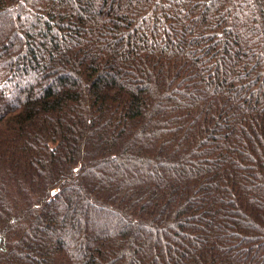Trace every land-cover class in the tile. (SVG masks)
<instances>
[{
    "label": "trees",
    "instance_id": "trees-1",
    "mask_svg": "<svg viewBox=\"0 0 264 264\" xmlns=\"http://www.w3.org/2000/svg\"><path fill=\"white\" fill-rule=\"evenodd\" d=\"M0 264H264V0H0Z\"/></svg>",
    "mask_w": 264,
    "mask_h": 264
},
{
    "label": "water",
    "instance_id": "water-1",
    "mask_svg": "<svg viewBox=\"0 0 264 264\" xmlns=\"http://www.w3.org/2000/svg\"><path fill=\"white\" fill-rule=\"evenodd\" d=\"M0 242H1V239H0Z\"/></svg>",
    "mask_w": 264,
    "mask_h": 264
}]
</instances>
